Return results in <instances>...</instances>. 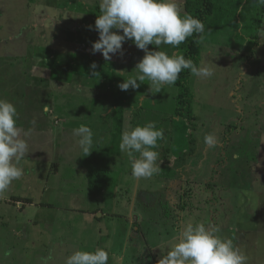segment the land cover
Instances as JSON below:
<instances>
[{"label":"rangeland","instance_id":"obj_1","mask_svg":"<svg viewBox=\"0 0 264 264\" xmlns=\"http://www.w3.org/2000/svg\"><path fill=\"white\" fill-rule=\"evenodd\" d=\"M177 4L184 13V0ZM258 8L256 0L215 1L197 64L214 74L190 75L187 120L176 113L177 87L151 93L146 80L137 89L119 88L145 55L131 40L122 45L129 51L110 60L93 53L99 0H0V99L16 106L20 128L31 129L23 176L0 193V264H64L75 250L97 247L109 252L108 264H157L159 247L166 251L188 221L218 228L247 264H264V14L258 18ZM60 14L79 24L56 44L50 34L67 22ZM149 121L164 131L156 149L160 170L137 179L119 143L126 127ZM81 124L93 133L86 156L73 132ZM209 133L216 148L203 142ZM187 191L201 204L180 210L178 198ZM173 197L177 216L166 203Z\"/></svg>","mask_w":264,"mask_h":264},{"label":"clouds","instance_id":"obj_2","mask_svg":"<svg viewBox=\"0 0 264 264\" xmlns=\"http://www.w3.org/2000/svg\"><path fill=\"white\" fill-rule=\"evenodd\" d=\"M256 3L264 6V0H256ZM99 13L95 20L99 39L92 45L93 53L100 52L105 60H110L112 55L122 53L125 40H131L145 52L135 66V75L125 78L123 72L117 73L124 77L118 85L122 91L130 87L137 89L147 80L151 93L160 92L165 85L174 86L183 70H189L197 78L214 74L207 65L197 66L178 51L169 55L158 50L161 45L178 48L194 34L197 36L195 42L200 43L205 33V24L191 14L182 13L177 0H99ZM113 29L122 30V34ZM149 45H155L156 50L150 51ZM92 67L95 68L94 63ZM17 120L16 106L0 99V193L23 176L21 161L29 152L24 137L31 134V129L23 130ZM31 123L34 125L35 121ZM73 132L79 137L83 156L88 155L93 149L91 128L81 124ZM164 139L163 129L157 128L154 121L126 127L119 149L132 158L133 177L151 178L159 172L156 149ZM203 142L209 148L218 145L217 138L211 133L205 134ZM135 153H139L138 158L134 157ZM218 232V228L207 227L204 223L186 222L178 235L167 242L166 251L158 246L162 256L157 264H247V256L231 239L217 235ZM108 261L109 252L104 247H97L92 251L75 250L65 258L64 264H108Z\"/></svg>","mask_w":264,"mask_h":264},{"label":"trees","instance_id":"obj_3","mask_svg":"<svg viewBox=\"0 0 264 264\" xmlns=\"http://www.w3.org/2000/svg\"><path fill=\"white\" fill-rule=\"evenodd\" d=\"M215 1L216 0H184V10L183 11H184V13L191 14L195 18L200 19L205 24L207 22V19L212 15V13L214 11ZM45 7H47V6H43L41 8H44L45 10L47 8L49 9V7H47V8H45ZM73 13H76V11H74ZM58 14H59V10H58ZM263 14H264V6L259 5L257 17L260 18L261 16H263ZM70 17L71 16H69L65 19L62 14L59 15V18H61V19L64 18V20H67V22L65 25L62 26V28L60 30L56 29L58 32H53L50 34V37L52 38V40L55 41L56 44H57V41L65 39V37L68 34H70L69 32L71 30L70 28L72 27V25L79 24V20H76L75 18L71 19ZM42 18H44V17L41 16V19ZM89 19L93 20L94 18H93V16H91ZM86 22L88 23L90 21H86ZM84 32H87L86 26L84 27ZM196 39H197L196 34H194L192 37L187 38V40L184 43H182L181 45L178 46L177 51L180 54L184 55L186 59H191L194 62V64L197 65L199 62V56H200V52H201L200 48L201 47H200V43L195 42ZM55 43L52 42L53 45H56ZM122 48L125 51H129L125 46H122ZM55 50L57 52V48H55ZM49 59H53V58L50 57ZM190 75L191 74H190L189 70H183L179 74V78L174 85V87L178 88V92H177V96H176V100H175L176 113L178 116L183 115V111H182L183 109H185L184 112H187L189 109L188 104L190 103V100H191L190 97L192 95L188 89L187 84H188V79H189ZM183 117L187 118V120L190 119V117L188 119L187 115L186 116L183 115ZM187 197H189L190 199H187ZM198 198L199 197L196 196V199H195L193 197V195H191L190 192H188V191L185 192L183 198L182 197L178 198L179 209L183 210V207H189V209H190L192 207L193 203H195V202L198 204H201V202L198 200ZM171 200L172 201L169 200L166 203L170 204L169 209H171V215H174V213H173L174 209L172 208V204L175 203V198L173 197ZM25 201H30V200L25 199ZM174 216H177V214Z\"/></svg>","mask_w":264,"mask_h":264}]
</instances>
